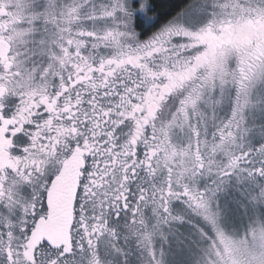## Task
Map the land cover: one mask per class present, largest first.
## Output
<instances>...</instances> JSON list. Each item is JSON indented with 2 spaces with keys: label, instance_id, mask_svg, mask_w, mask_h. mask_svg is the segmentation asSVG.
I'll return each instance as SVG.
<instances>
[{
  "label": "snow or ice",
  "instance_id": "6c2138e0",
  "mask_svg": "<svg viewBox=\"0 0 264 264\" xmlns=\"http://www.w3.org/2000/svg\"><path fill=\"white\" fill-rule=\"evenodd\" d=\"M88 3L87 19L104 22L103 33L95 30V23L93 30L75 34L71 27L57 25L59 33L48 38L47 26L41 32L33 21L30 39L19 34L0 40V155L7 153L14 160V179L19 184L5 209L16 213L17 223L8 234L0 264H96L101 237L119 238L121 227L147 230L152 219L157 221L154 228L167 223L172 199L189 206L195 202L196 209L207 206L206 191L193 193L190 187L178 190L169 185L165 192L163 187L145 186L140 173H152L148 151L152 146L146 134L140 137L133 131L130 121L122 123L123 105L109 99L120 93L118 71L130 67L124 64L117 69L125 52L136 57L163 46L174 31V21L141 39L136 29L147 19L150 0ZM51 7L61 9L60 15L67 14L71 23L82 6ZM113 41L122 56L102 55L100 49ZM248 148L251 151L241 155L249 176L264 179V159L252 155L264 157V126L260 140L250 141ZM0 172L12 169L4 167ZM4 182L0 180V190ZM149 201L151 217L144 212ZM4 235L0 231V238ZM164 256L163 248L159 259L153 251L146 264H165Z\"/></svg>",
  "mask_w": 264,
  "mask_h": 264
},
{
  "label": "rangeland",
  "instance_id": "374dc122",
  "mask_svg": "<svg viewBox=\"0 0 264 264\" xmlns=\"http://www.w3.org/2000/svg\"><path fill=\"white\" fill-rule=\"evenodd\" d=\"M21 2L25 21L19 34L29 39L33 21L41 32L47 26L48 38L59 33L57 25H69L67 14L61 16V9H53V4L82 6L77 11L83 18L90 11L88 0ZM259 5L264 10V0H193L174 20L173 33L186 42L209 22ZM94 23L105 31L104 22ZM236 58L233 63L219 61L210 67L197 91L183 105L170 107L165 132L171 142L158 165L157 176L183 181L193 193L206 191V208L196 209L195 202L193 206L172 203L167 223L154 228L157 221L152 219L147 230L141 231L121 227L119 238L106 237L101 243L102 262L124 264L126 257L127 264H146L153 251L159 259L163 248L165 264H264V179L249 176L241 155L251 151L250 141L260 140L264 126V63L244 85L236 76L247 61ZM252 155L264 159L258 153ZM225 171L231 175H224ZM152 215L153 207L146 216Z\"/></svg>",
  "mask_w": 264,
  "mask_h": 264
},
{
  "label": "flooded vegetation",
  "instance_id": "af4514ba",
  "mask_svg": "<svg viewBox=\"0 0 264 264\" xmlns=\"http://www.w3.org/2000/svg\"><path fill=\"white\" fill-rule=\"evenodd\" d=\"M19 1L21 2V0H0V33H6V36L0 35V40L19 35V28L25 21L21 14L23 2L20 4ZM191 4L193 0L182 11ZM260 7L261 5L249 7L243 14L223 17L218 22H209L202 31L194 32L191 39H187L186 42L179 35L172 33L163 46L138 53L136 57L126 56L125 52L121 58L117 69L124 64L130 67L123 72L118 71L117 74L122 77L116 85L120 88V93L109 99L123 105L120 109L124 114L122 123L130 121L133 131L140 137L146 134L147 143L152 146L148 149L152 157V173L150 175H146L143 171L140 173L141 177L146 179V187L149 185L157 189L163 187L165 192L168 191L169 185L178 190L185 188L183 181H175L171 176L166 179L157 176L161 156L171 142L165 132L170 118V107L183 105L187 96L197 91L207 70L213 68L219 61L233 63L237 59L236 56L242 57V62H247L236 77L241 79L244 85L250 81L251 74L264 63V10ZM182 11L170 21H174ZM81 15V10H78L77 14H73L71 23L68 22L69 25L65 24L62 28L71 27L73 34L84 29L93 30V21ZM153 22L154 17L147 14V19H143L141 24L149 28ZM95 30L102 33L101 27H97V24ZM156 32L142 35L141 39H146ZM100 52L109 58L122 56L120 46L115 41L108 48L102 47ZM96 59L99 62L100 57ZM2 87L0 85V88ZM101 95H103L102 89ZM127 131L128 129L125 128V132ZM140 147L143 155L144 145L141 144ZM4 167L11 168L12 172L6 174L0 172V180L5 181L0 190V231L5 232L0 238V255L7 251L8 234L15 229L17 223L16 213L9 214L5 209L12 204L10 197L14 198L19 190V184L14 179V160H9L7 153L0 155V170ZM180 202L172 199L171 205ZM151 207L153 205L149 201V206L144 209L145 214ZM106 237L111 236L101 237V243ZM11 242L13 245L16 243L15 240ZM100 245L98 254L95 255L96 264H118L102 262Z\"/></svg>",
  "mask_w": 264,
  "mask_h": 264
},
{
  "label": "trees",
  "instance_id": "16d2710c",
  "mask_svg": "<svg viewBox=\"0 0 264 264\" xmlns=\"http://www.w3.org/2000/svg\"><path fill=\"white\" fill-rule=\"evenodd\" d=\"M192 0H150L151 9L149 15L154 17V22L149 28L142 26L141 22L136 31L145 35L158 31L165 26L173 17L180 14L182 9L191 3Z\"/></svg>",
  "mask_w": 264,
  "mask_h": 264
},
{
  "label": "water",
  "instance_id": "95a60500",
  "mask_svg": "<svg viewBox=\"0 0 264 264\" xmlns=\"http://www.w3.org/2000/svg\"><path fill=\"white\" fill-rule=\"evenodd\" d=\"M56 239H57V241H58V240H59V237L57 236V238H56Z\"/></svg>",
  "mask_w": 264,
  "mask_h": 264
}]
</instances>
